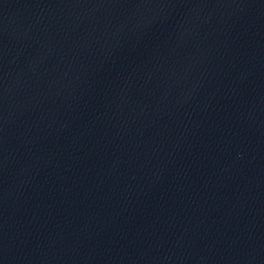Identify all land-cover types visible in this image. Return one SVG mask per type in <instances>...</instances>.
Masks as SVG:
<instances>
[{
    "label": "water",
    "instance_id": "1",
    "mask_svg": "<svg viewBox=\"0 0 264 264\" xmlns=\"http://www.w3.org/2000/svg\"><path fill=\"white\" fill-rule=\"evenodd\" d=\"M0 264H264V0H0Z\"/></svg>",
    "mask_w": 264,
    "mask_h": 264
}]
</instances>
